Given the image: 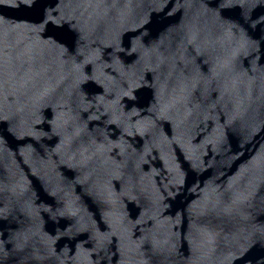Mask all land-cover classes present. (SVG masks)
I'll use <instances>...</instances> for the list:
<instances>
[{
	"label": "water",
	"instance_id": "obj_1",
	"mask_svg": "<svg viewBox=\"0 0 264 264\" xmlns=\"http://www.w3.org/2000/svg\"><path fill=\"white\" fill-rule=\"evenodd\" d=\"M0 264H264V0H0Z\"/></svg>",
	"mask_w": 264,
	"mask_h": 264
}]
</instances>
